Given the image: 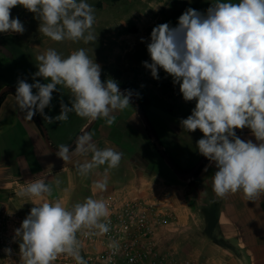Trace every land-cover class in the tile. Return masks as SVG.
<instances>
[{
  "label": "clouds",
  "instance_id": "9594fccd",
  "mask_svg": "<svg viewBox=\"0 0 264 264\" xmlns=\"http://www.w3.org/2000/svg\"><path fill=\"white\" fill-rule=\"evenodd\" d=\"M18 5L39 14V31L54 41L96 40L91 31L95 10L86 0H0V33H24L23 22L11 17V9ZM147 51L151 63H142L152 77L159 79V69H163L179 84L185 101H196L181 125L187 132L199 129L203 133L196 147L215 165V195L223 198L242 192L247 201L264 196V0H217L206 12L188 8L177 26L163 23L152 29ZM36 60L35 82L21 79L16 87V102L26 120L39 113L53 123L67 120L68 113L75 112L92 120L105 118L111 126L115 117L110 113L131 105L132 90L122 92L113 79L102 81L101 66L83 48L67 57L48 49ZM35 77L51 82L40 83ZM57 85L70 90L71 103L61 101L60 114L50 117L44 110ZM244 128L251 130L257 142L236 134V129ZM67 152L61 145L57 155L66 159ZM121 158V153L110 148L95 150L93 162L81 172L87 175L93 166L105 164L116 168ZM107 182L105 175L94 182V190H106ZM55 183L59 185V181ZM52 191L45 178L28 181L19 193L39 201L15 230L20 238V264H54L62 254L76 264H87L77 234L82 230H87L85 235L108 233L109 224L102 221L109 216V209L103 200L92 197L69 209L59 200L46 199ZM4 251L11 255L10 248Z\"/></svg>",
  "mask_w": 264,
  "mask_h": 264
},
{
  "label": "crops",
  "instance_id": "0c3cea01",
  "mask_svg": "<svg viewBox=\"0 0 264 264\" xmlns=\"http://www.w3.org/2000/svg\"><path fill=\"white\" fill-rule=\"evenodd\" d=\"M165 1L150 0L145 15L139 9H133L130 18L140 30L126 34L123 32L124 21L119 20L122 17L108 15L109 6L105 5L103 13L95 20L99 29L98 41L103 43L100 50L103 59L97 57L98 49L94 42L85 43L82 39L57 42L44 34H37V39L27 44L25 33L0 34V93L6 87L16 89L18 82L6 78L11 56L9 44L5 41L10 38L23 39L35 60L48 49L67 57L68 48L71 52L76 51V47L83 48L89 58L101 66V70L103 66L116 62L139 70L142 74L137 82L140 88L146 82L160 83L142 63H151L147 51L151 31H143V28L156 26V20L149 24L152 16L163 10H167V23L175 27L186 9L206 12L211 4L217 2L173 0L166 8ZM236 1L231 0L233 3ZM120 5L121 2L110 7L118 9ZM157 19L162 20V17ZM26 74L31 79L33 72ZM158 74L173 82V78L163 69H159ZM130 79H133L132 75ZM35 80L40 83L50 81L42 77H35ZM34 82L32 79L29 83ZM60 90L62 97L52 94L51 104L44 110L50 117L60 114L61 101L70 106L72 93L64 86ZM8 92L0 105V207L10 209L25 219L39 201L22 197L19 193L28 181L46 178L53 188L52 195L46 199L59 200L69 209L75 203L92 197L103 200L107 207L111 199H116L123 203L171 210L177 222L183 226L178 247L182 254L197 259L199 263L264 264V196L255 201H247L242 192L217 197L212 187L216 168L210 161L198 175L197 172L189 180L181 179L161 154L132 100L124 110L110 113L115 117L111 126L105 118L92 120L80 117L75 112H69L67 120L49 123L37 113L44 125L41 129L34 118L31 121L24 118L14 91ZM33 92L35 94L36 89ZM146 96L151 101L147 116L164 145L162 148L181 168H194L203 157L196 147L203 133L199 129L195 132L183 129L181 120L189 116L188 108L185 105L176 106L173 112L155 106V100ZM91 123L92 126L87 129ZM45 132L50 144L46 141ZM236 134L245 141L251 139L257 142L251 130ZM61 145L68 148L66 159L57 155ZM105 148L122 154L119 166H93L87 175L82 174V167L93 162L94 151ZM105 175L108 180L106 190H94V182L103 180ZM56 181H59L58 186Z\"/></svg>",
  "mask_w": 264,
  "mask_h": 264
},
{
  "label": "built area",
  "instance_id": "2783aa9c",
  "mask_svg": "<svg viewBox=\"0 0 264 264\" xmlns=\"http://www.w3.org/2000/svg\"><path fill=\"white\" fill-rule=\"evenodd\" d=\"M109 216L102 222L110 231L103 235L77 234L80 254L87 264H202L178 247L181 226L169 209L154 206H138L132 202L111 199ZM24 218L0 207V264H20L19 243L15 230ZM10 248L11 255L5 254ZM54 264H76L62 254ZM208 264V263H203Z\"/></svg>",
  "mask_w": 264,
  "mask_h": 264
},
{
  "label": "rangeland",
  "instance_id": "374dc122",
  "mask_svg": "<svg viewBox=\"0 0 264 264\" xmlns=\"http://www.w3.org/2000/svg\"><path fill=\"white\" fill-rule=\"evenodd\" d=\"M112 0H86V2L94 7V15H95V20L96 17L100 16L103 12L102 9L105 5H108L109 8L107 9V14L108 15H117L123 20V32L124 34L126 33H136L140 29L137 27V25L132 21L130 18L131 12L133 9H139V12L146 14V9L147 5L149 4L150 0H118L117 2H111ZM121 2V5L119 6L118 9L110 7L111 5H114L116 3ZM166 8L172 4L173 0H166ZM238 2V0L236 1ZM102 3V7L98 8L99 4ZM165 12L167 10H163L162 12H159L157 15L152 16L151 24L153 20H156L155 23L157 25L167 23V19L165 17ZM158 17H162V20H158ZM42 23L37 22L35 18L29 19V21L24 25L25 31L24 33L27 35V44H29L34 38L37 39L36 37L37 34H43L42 32L39 31V25ZM156 25V26H157ZM155 26L143 28V31H152V29ZM98 24L94 23L93 28L91 29L92 34L96 37V41H92L96 44L97 49H98V56L100 59H103L102 52L100 51L103 47V43L101 40L98 41ZM3 34V33H0ZM23 39H17V38H10L7 39L5 42L9 44V49H10V62L8 64L9 68V74L6 75V78L8 79H15V80H25L26 82H30V80L33 79L34 74L38 71L37 64L35 57L33 55V52L30 51L27 47L25 42H23ZM74 50H78L76 47ZM72 52L71 50H67V54L70 55ZM25 67L27 68L25 70ZM33 72L32 78L30 79L27 76V72ZM37 78V77H36ZM30 79V80H29ZM51 81H49L50 83ZM61 86L62 85H57V91L53 92L56 96L62 97L60 94L61 92ZM142 91L145 93V95H149L152 97L153 100H155L154 105L160 108H164L170 111H176V106H181L185 105L188 109V115H191L192 110L195 108L196 101H185L182 93L179 90V87L176 90H172L171 88H166L165 86L161 85L160 83L156 82H146L142 86ZM15 92V91H14ZM192 107V108H191ZM236 131V130H235Z\"/></svg>",
  "mask_w": 264,
  "mask_h": 264
},
{
  "label": "trees",
  "instance_id": "16d2710c",
  "mask_svg": "<svg viewBox=\"0 0 264 264\" xmlns=\"http://www.w3.org/2000/svg\"><path fill=\"white\" fill-rule=\"evenodd\" d=\"M118 0H112L111 2H117ZM102 7V3L99 4L98 8ZM11 17L12 18H19L20 21L23 22V24L25 25L29 19H31L32 17L35 18V20L37 22H41L42 20L40 19L39 14H34L32 12H29L28 10H26L25 8H23L22 6H16L13 9H11ZM133 77V79H130V77ZM142 77V74L139 70L136 69H132V68H126L123 65H121L119 62H116L112 65H106L102 67L101 70V80H107V79H113L115 81H117L119 83V87L121 91L124 90H132L133 92V97L135 99V103L134 106L137 109V106L140 108V110L144 113L148 125L150 127V129L152 130L156 140H157V144H159L161 147L164 148V145L162 143V141L160 140L156 130L154 129V127L152 126L150 120L148 119L147 116V110L150 108L151 106V101L150 99L145 95V93L142 91V89L140 88V86L137 84L138 80ZM162 85H164L166 88H171L172 90H176L179 86L177 84H174L171 80H169L168 78L159 75V79H157ZM10 92H6L2 95L1 97V101H0V105L3 101V99L5 98L6 95H8ZM13 94H16V91L13 92ZM138 110V109H137ZM35 121L37 122V124L39 125V127L41 129L44 128V125L42 124L38 114H36L34 117ZM244 129H249V128H244ZM239 131H243V129H236V132ZM150 132V131H149ZM156 144V145H157ZM173 163L175 164V166L177 167V169L180 172H190L192 168L190 169H183L181 168L173 159H172ZM209 160H207L203 166L200 168V170L198 171V173L196 175H198L201 171V169L208 163Z\"/></svg>",
  "mask_w": 264,
  "mask_h": 264
},
{
  "label": "water",
  "instance_id": "95a60500",
  "mask_svg": "<svg viewBox=\"0 0 264 264\" xmlns=\"http://www.w3.org/2000/svg\"><path fill=\"white\" fill-rule=\"evenodd\" d=\"M8 91H16V89L14 87H6L4 88V90H2V92L0 93V101H1V97L2 95L5 93V92H8ZM123 92V91H122ZM131 100L135 103V99L134 97L132 96ZM137 109H138V112L140 113L141 117L143 118L144 122L146 123V126L148 127L149 131H150V134L153 138V140L156 142L157 144V140L152 132V130L150 129L149 125H148V122H147V119L144 115V113L140 110V108L137 106ZM92 126V123L88 126L87 129H89L90 127ZM250 129H243V131H248ZM45 135H46V141L48 144H50V140L45 132ZM79 139V138H77ZM161 154L163 155V157L165 158V160L168 162V164L171 166V168L176 172V174L181 178V179H184V180H189L191 178H193L195 176V174L200 170V168L203 166V164L208 160L207 158H205L204 156L200 159V161L198 162V164L190 171V172H180L177 167L175 166V164L173 163L172 159L170 158V156L166 153V151L159 145L157 144Z\"/></svg>",
  "mask_w": 264,
  "mask_h": 264
}]
</instances>
